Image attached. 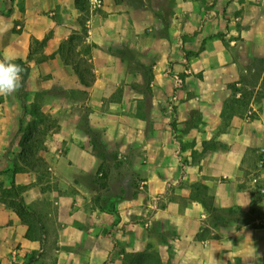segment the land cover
<instances>
[{"label":"crops","instance_id":"crops-1","mask_svg":"<svg viewBox=\"0 0 264 264\" xmlns=\"http://www.w3.org/2000/svg\"><path fill=\"white\" fill-rule=\"evenodd\" d=\"M71 36L80 39L63 48L73 61L64 62ZM74 50L88 57L86 85ZM6 54L28 57L27 106L33 95L47 102L57 127L40 150L43 174H12L5 150L19 146L22 109L17 91L2 96L12 121L0 133V179L23 187L44 232L26 238L27 225L0 202V264H142L151 250L158 264H264V226L207 223L200 200L208 195L221 213L263 211L247 176L264 145V94L253 96L249 121L233 110L225 120L222 109L248 69L241 58L264 55V0H102L95 12L74 0H0ZM82 102L97 138L80 125Z\"/></svg>","mask_w":264,"mask_h":264},{"label":"trees","instance_id":"trees-1","mask_svg":"<svg viewBox=\"0 0 264 264\" xmlns=\"http://www.w3.org/2000/svg\"><path fill=\"white\" fill-rule=\"evenodd\" d=\"M74 3L81 11L86 10V0H74ZM81 30L85 32V27L82 26ZM73 39L79 40L80 37L71 36L66 41V43H63L62 46H60L59 50H60V54H62V57L64 56V62L72 61L71 58H70L71 59L70 61L68 60L69 55H67L66 53H63V48L67 51H69V49H72L71 42ZM64 54L67 55V58ZM27 60H28V57H26L25 60L16 59L14 61L15 63L21 65V67L24 69L23 73L21 74L22 84L19 90H17V98L19 100V103H20V106L23 112L22 115L19 117L18 130L21 127V122L23 120V117H22L23 114H26L29 111V108L27 106L28 91L26 88V80L29 74V64ZM74 71L78 75L81 83L86 85L87 80L84 77V71L80 69V67L78 66V63L76 64L74 63ZM261 88L263 89V90L261 89L262 90L261 95H262L264 94V75L262 76V80H261ZM237 93H239V95L236 96ZM245 96L246 95L239 92L237 89L232 91L233 102L241 101ZM227 105H229V103H226L224 105L222 109V115L226 111ZM33 116L38 118L40 121H49L50 125L46 126V128L42 129L41 131V129L36 127L35 123H32L28 125V127L24 130L23 136L21 140L19 141L20 152L18 153V157H17L19 161H21L22 165L18 164L19 165L18 166L17 163H14L13 166L10 168V171L12 174H14V172L21 170L23 168L37 170L36 167L43 166V160L41 159V157L34 159L37 148H40V147L43 148V143H44V141H42L41 139H36V138H38V135L42 134L43 132L44 134H47V132L50 129H52L53 126L54 127L57 126V124H56L55 119L45 115L41 110H39L36 107L33 108ZM85 125L87 128L86 132L89 135H92V137L97 138V132L91 127H89L87 122H85ZM31 159H34L36 163L35 162L31 163L30 162ZM6 171L7 169L0 170V174ZM196 189H198V187ZM200 189L205 190L206 187L204 185H201ZM22 190H23V187L20 185H16L13 180L10 181V185L8 187H4L3 182L0 179V202L12 207L14 211L16 212L17 216L20 218V220L27 225V230L25 233L26 238H38L41 241L42 234L44 232L41 218L33 209L29 208L26 205V203L24 202L21 196ZM200 200L202 204L204 205L206 211L209 213V216H213L218 211V208L213 205L212 200L208 195L203 194L200 197ZM213 219L215 220L216 217L213 216ZM35 257L36 256L31 255L29 257V261H32ZM151 258L154 259V257H151ZM27 264H30V262H28ZM142 264H158V261L156 259H154V261L151 259L150 262L143 261Z\"/></svg>","mask_w":264,"mask_h":264},{"label":"rangeland","instance_id":"rangeland-1","mask_svg":"<svg viewBox=\"0 0 264 264\" xmlns=\"http://www.w3.org/2000/svg\"><path fill=\"white\" fill-rule=\"evenodd\" d=\"M86 7H87V5H86ZM76 35L82 36V30H79V32ZM79 47H80L79 49L82 48V46H79ZM73 55L76 56V60L79 64L80 68L84 71V77L87 78L88 80H91L90 63L88 61V57H87L86 53H84V52L79 53V52L74 50ZM241 59L243 60V63L247 65L248 69L246 70V72H243V71L241 72L240 77L238 79V82L240 83L239 85L235 86L234 82H230V84H232L233 86L229 87L231 90L229 91V94L224 101V105L226 103H229V105H227L226 111L223 113L225 120H226L225 113H227L228 110H233L235 112H238V113L242 114L244 117L246 111L249 109H252V106H253L252 100H254L255 97L259 96L258 94H260V96L263 95V94L261 95L262 90H263L261 88V80H262V76L264 75V55H245ZM235 89H237L239 92L246 95L241 101H237V102L234 101L233 102V100H232L233 97H232L231 91H233ZM141 90L143 91V94L147 95L149 93V88L144 86V85H142ZM237 95H239V93H237ZM253 96H255V97H253ZM30 97L31 96H29L28 99H30ZM1 102H2V96H0V103ZM46 104H47V102L37 101L35 99V96L34 95L32 96V100L30 99L28 101L29 111L26 114H23V116H22L23 120L21 122V127L19 128V130H17L16 134H14V136L12 138V142L17 141L19 143V141L21 140V138L23 136L24 130L28 127V125H30L32 123H35L36 127L41 129V131H42V129L46 128V126L50 125L49 121H40L38 118L33 116V108L34 107L38 108L45 115L48 116L49 113L46 109V107H47ZM69 107L71 109L74 106L71 104V106H69ZM67 108H68V106H66L64 109H67ZM74 109L81 111L80 125L83 128H85L87 106L86 105L84 106L83 102L81 104L77 103L75 105ZM3 110H4L3 104H0V133L7 131L6 130L7 126L10 127L11 121H12V119H10V118L2 117ZM13 124H14V122H13ZM56 127L57 126H55V127L53 126L52 130H55ZM46 135L47 134H44V132H43L42 134L38 135V138H36V139H41L42 141H45V139L47 137ZM43 147H44V144H43ZM40 150H42L41 147L37 148V150L35 152L34 159L41 157L40 156ZM19 152H20V147L18 146V144H15V146H12L10 143V146L8 147V149L5 150V155H6V157L9 156L7 159H11L12 165L14 163H16L15 160L17 159ZM34 159H31L30 162L31 163L35 162ZM41 159L43 160L42 157H41ZM19 165H22V163ZM0 166H1V164H0ZM36 169L39 171V173L43 174L44 169H46V162L43 160V166L36 167ZM46 173L47 172H44L45 175H46ZM199 185H200V183L198 181H196V183L194 184L195 187H198V190L200 189ZM215 215H216L215 216L216 219H218V220L220 219V217H225L226 219L229 217V219L235 220V222H236V220L240 221L241 219H244V218L246 219V221L255 220V218H260L261 216H263L264 213L261 210H255L254 209L253 211L250 212L249 216H244V215L242 216L240 214V212H238V210L229 209L228 211H226V209H222V213L217 211V213H215ZM212 217L213 216H209V218H207V220H206L207 223L214 221V219ZM256 224L257 223H255V221H254L253 225H256ZM155 225H156L155 222H153L152 226H155ZM203 234H205V233H203ZM147 254L150 255L151 257H156V255H158V253L155 250H151V251L147 252Z\"/></svg>","mask_w":264,"mask_h":264},{"label":"built area","instance_id":"built-area-1","mask_svg":"<svg viewBox=\"0 0 264 264\" xmlns=\"http://www.w3.org/2000/svg\"><path fill=\"white\" fill-rule=\"evenodd\" d=\"M88 9L91 12L97 11L101 5L102 0H87ZM174 85L175 87H180L182 85V79L178 74L174 75ZM254 114V109H249L246 111L243 120H251ZM255 159L252 167L249 170L247 176V184L254 191L255 195L260 198L264 206V145H259L255 151ZM264 211V207H263ZM255 223L264 226V215L260 218H255Z\"/></svg>","mask_w":264,"mask_h":264},{"label":"clouds","instance_id":"clouds-1","mask_svg":"<svg viewBox=\"0 0 264 264\" xmlns=\"http://www.w3.org/2000/svg\"><path fill=\"white\" fill-rule=\"evenodd\" d=\"M16 58L12 54L0 58V96L11 95L21 87L24 69L14 62Z\"/></svg>","mask_w":264,"mask_h":264}]
</instances>
